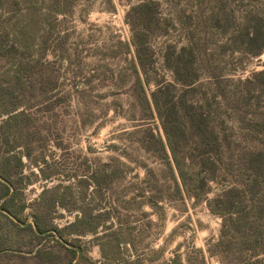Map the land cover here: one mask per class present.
<instances>
[{
	"label": "rangeland",
	"instance_id": "374dc122",
	"mask_svg": "<svg viewBox=\"0 0 264 264\" xmlns=\"http://www.w3.org/2000/svg\"><path fill=\"white\" fill-rule=\"evenodd\" d=\"M139 1L75 0L55 13L51 0H0V264L238 263L239 244H221L222 218L204 199L180 195L169 159L139 142L146 127L165 138L157 117L141 118L132 46L128 52L122 44L131 43L130 22L141 26L130 11ZM156 1L150 42L157 72L171 80L162 48L185 44L210 20L209 46L229 98L233 90L249 95L211 102L234 168L227 181L211 183V198L236 180L244 152L264 150V85L254 75L264 69V50L252 55L239 37L264 0ZM234 41L242 52L232 50ZM207 82L203 75L197 94L211 90ZM179 86L168 100H177ZM261 224L263 233L264 218Z\"/></svg>",
	"mask_w": 264,
	"mask_h": 264
},
{
	"label": "trees",
	"instance_id": "16d2710c",
	"mask_svg": "<svg viewBox=\"0 0 264 264\" xmlns=\"http://www.w3.org/2000/svg\"><path fill=\"white\" fill-rule=\"evenodd\" d=\"M51 3L54 12L58 13L72 7L75 0H51ZM158 4L156 0H140L131 6L130 11H136L142 23L141 26H136L130 22L131 43H122L128 52H131L130 45L132 46V90L142 107L141 118L157 117L165 135V138L160 134L157 136L150 127H146L139 142L147 150L150 149L147 143L154 144L161 158L169 159L168 165L174 173L180 195L185 192L195 200L204 199L210 211L222 218L221 244H224L226 239L239 244L240 247L236 250L241 256L237 264H264L263 258H258L264 254V246H258L262 243L264 233L259 231L262 227L261 220L264 218V199H261V191L264 189V150L253 148L244 152L236 164L237 173L232 174L236 180L208 198L212 191L211 183L227 181L228 172L234 169L223 156L222 148L229 145L228 136L223 128L219 130L218 123H213L217 121L218 114L211 109V102L230 104L229 99H233L235 103L247 102L248 92L233 90L229 98L218 69L215 52L209 46L206 28L210 20L203 21L197 28L198 36L189 35L185 44L177 46L176 42H166L159 58L162 59L163 68L169 71L171 80L161 76L157 72V57L150 42L153 13ZM251 17V30L245 26L239 37L249 53L259 55L264 50V10L259 13L252 12ZM213 18L214 15L211 19ZM164 33L167 34L168 30L160 34ZM234 43L236 44L232 50L239 49L242 52L239 42ZM203 75L208 77L207 83L212 87L210 86L211 90L206 88L197 94V87L202 86ZM254 75L259 77L264 85V69ZM151 85L155 88L149 90ZM178 85L180 93L177 100L172 102L168 100L170 92ZM261 90V93H264V88ZM193 92L199 97L196 101H191ZM219 119L221 124L225 122L222 118ZM242 119L237 116L238 122ZM190 143L194 145L192 150L183 151ZM4 185V194H7L9 186ZM250 202L252 208L249 207ZM38 227L43 229L40 225ZM108 236L116 243L122 240L119 232H112ZM221 251L222 254L225 253L224 250ZM170 264L177 263L173 260Z\"/></svg>",
	"mask_w": 264,
	"mask_h": 264
}]
</instances>
